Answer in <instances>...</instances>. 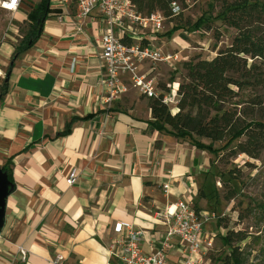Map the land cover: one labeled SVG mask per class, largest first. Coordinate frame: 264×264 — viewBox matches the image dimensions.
I'll use <instances>...</instances> for the list:
<instances>
[{
	"label": "crops",
	"instance_id": "1",
	"mask_svg": "<svg viewBox=\"0 0 264 264\" xmlns=\"http://www.w3.org/2000/svg\"><path fill=\"white\" fill-rule=\"evenodd\" d=\"M55 5L50 0L32 47L15 58L13 45L0 49L2 69H10L0 100V165L11 159L14 180L0 264H52L57 254L65 264H104L114 223L158 236L166 229L158 213L189 198L179 175L188 167L181 140L148 129L145 100L123 94L102 102L99 27L88 18L78 30L74 5ZM87 115L61 134L72 117Z\"/></svg>",
	"mask_w": 264,
	"mask_h": 264
},
{
	"label": "trees",
	"instance_id": "2",
	"mask_svg": "<svg viewBox=\"0 0 264 264\" xmlns=\"http://www.w3.org/2000/svg\"><path fill=\"white\" fill-rule=\"evenodd\" d=\"M214 1L219 5V16L223 24L234 28L236 35L228 46L217 50L210 59L195 57L187 62L186 72L175 92L177 100L173 109L163 100V92H168L164 84L160 86L161 92L154 96L147 97L142 94L141 97H146L151 113V119L146 122L147 127L149 130L164 132L177 140L187 139L195 149L211 154L222 152L219 160L236 158L238 154L258 159L264 150V2ZM132 2L138 12L150 14L161 11L165 18H169L173 16L171 3L183 4L185 0ZM27 5L28 12L23 20L27 21V28L15 46L12 58L34 45L51 12L50 0H38L35 4ZM194 25L212 28L203 17ZM177 29V25L173 26L166 34L170 35ZM6 90L7 80L4 77L0 87V100ZM91 117H72L61 134L69 133L73 121ZM216 143L219 144L218 147H214ZM11 163L9 158L0 168L14 186ZM229 173L232 175V171L229 170ZM222 185L225 190L224 200L231 201L236 195L235 189L227 182ZM263 207L258 206L257 209L264 211ZM254 209L247 206L238 214V218L246 219L252 215ZM216 226L227 228L225 218H217ZM249 235L244 229H228L220 237L228 251L214 261L217 264H263L252 260L251 252L247 251L246 244H242Z\"/></svg>",
	"mask_w": 264,
	"mask_h": 264
},
{
	"label": "rangeland",
	"instance_id": "3",
	"mask_svg": "<svg viewBox=\"0 0 264 264\" xmlns=\"http://www.w3.org/2000/svg\"><path fill=\"white\" fill-rule=\"evenodd\" d=\"M26 1V4L32 5L38 0ZM258 1L264 2V0ZM177 4L179 8L173 12L172 17L165 18L162 30L155 34L151 41L154 50L158 49L162 57L170 56V58L156 61L145 60L137 64L136 69L138 75L143 74L146 79L152 80L155 92H161L162 84L166 86L168 92L163 94L167 96L171 109L174 108L177 100L174 85L176 82L179 83L185 74L187 62L195 57L210 59L217 50L228 46L236 35L234 28L223 24L219 16V5L214 0H185L183 4ZM27 7L22 8L21 15L28 12ZM201 17L212 28L196 27L194 24ZM18 19L20 18L13 17L0 9V35L6 31L10 21L19 26V33L22 35L27 28V21L20 23ZM176 25L178 29L167 35L166 33ZM8 35L11 36L12 33L8 32ZM217 35L219 38H216ZM4 41L15 48L19 39L14 42L7 37ZM0 67L2 68L1 61ZM125 83L128 90L123 98L145 100L147 106L146 97H141L142 93L128 77ZM202 140L208 142V140ZM180 144L183 145L181 150L186 156L184 162H188V167L179 171V175L184 177L185 185H188L186 196L191 198L197 212H204L209 216L208 221L203 224V231L213 235L212 248L204 251L202 259L195 264H217L214 259L228 251V247L224 246L220 239L228 229L247 230L250 235L242 244H246L247 251L251 252L252 260L264 264V252L262 253L264 211L257 209L258 206H264V150L261 151L258 159L238 154L236 158L219 160L222 152L211 154L195 149L187 139L181 140ZM218 146V143L214 144V147ZM229 170L232 171V175ZM223 182H227L236 191L231 201L223 198L225 192ZM247 206L255 208L254 212L246 219L240 220L238 214H241ZM219 217L225 218L227 228L216 226ZM170 262L178 264L176 256H173Z\"/></svg>",
	"mask_w": 264,
	"mask_h": 264
},
{
	"label": "built area",
	"instance_id": "4",
	"mask_svg": "<svg viewBox=\"0 0 264 264\" xmlns=\"http://www.w3.org/2000/svg\"><path fill=\"white\" fill-rule=\"evenodd\" d=\"M25 1L17 0L13 4V0H0V9L15 15L24 6L27 7ZM51 1L62 8L74 5V20L78 30L88 18L98 25L102 68L100 82L103 88L101 100L104 104L112 103L127 92L125 76L142 94L147 97L156 95L152 80L146 79L143 74L138 75L136 69L137 64L145 60L170 58L162 57L159 50H154L151 44L155 34L164 25L165 16L161 11L143 14L137 11L132 0ZM178 8L176 2L171 3L172 12H176ZM24 19L25 16L18 20L22 23ZM8 32L12 35H8ZM7 37L14 42L22 38L19 26L12 21L3 35H0V49ZM126 40L131 42L127 43ZM5 75L6 71L0 67V76L4 78ZM163 100L167 102V96ZM75 177V170H71L66 179L67 184H73ZM163 188L165 192L168 191L167 184L164 183ZM157 216L166 226L158 236H148L144 229L129 222L114 223L111 238L106 244L104 264H171V256H176L178 264H195L202 259L204 251L212 248L213 235L203 231V224L208 221L209 216L204 212H197L191 198L177 199ZM18 250L22 259H25V249L19 246ZM52 264H65L63 256L55 255Z\"/></svg>",
	"mask_w": 264,
	"mask_h": 264
},
{
	"label": "water",
	"instance_id": "5",
	"mask_svg": "<svg viewBox=\"0 0 264 264\" xmlns=\"http://www.w3.org/2000/svg\"><path fill=\"white\" fill-rule=\"evenodd\" d=\"M10 69H7L5 79L9 78ZM14 186L8 180L7 174L0 168V231L4 224L6 198L13 191Z\"/></svg>",
	"mask_w": 264,
	"mask_h": 264
},
{
	"label": "bare ground",
	"instance_id": "6",
	"mask_svg": "<svg viewBox=\"0 0 264 264\" xmlns=\"http://www.w3.org/2000/svg\"><path fill=\"white\" fill-rule=\"evenodd\" d=\"M16 16L21 18L22 15L21 14H17ZM177 88H178V83L176 82L175 85H174L175 92H176Z\"/></svg>",
	"mask_w": 264,
	"mask_h": 264
},
{
	"label": "snow or ice",
	"instance_id": "7",
	"mask_svg": "<svg viewBox=\"0 0 264 264\" xmlns=\"http://www.w3.org/2000/svg\"><path fill=\"white\" fill-rule=\"evenodd\" d=\"M13 3H15V0H13ZM9 6H11V5H9Z\"/></svg>",
	"mask_w": 264,
	"mask_h": 264
},
{
	"label": "clouds",
	"instance_id": "8",
	"mask_svg": "<svg viewBox=\"0 0 264 264\" xmlns=\"http://www.w3.org/2000/svg\"><path fill=\"white\" fill-rule=\"evenodd\" d=\"M17 2V0H15V3ZM15 3H13V4H15Z\"/></svg>",
	"mask_w": 264,
	"mask_h": 264
}]
</instances>
